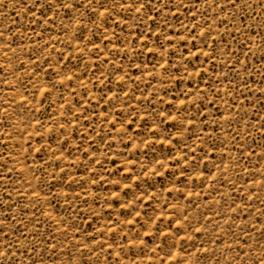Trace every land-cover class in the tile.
Returning a JSON list of instances; mask_svg holds the SVG:
<instances>
[{"label":"rangeland","instance_id":"obj_1","mask_svg":"<svg viewBox=\"0 0 264 264\" xmlns=\"http://www.w3.org/2000/svg\"><path fill=\"white\" fill-rule=\"evenodd\" d=\"M0 264H264V0H0Z\"/></svg>","mask_w":264,"mask_h":264}]
</instances>
